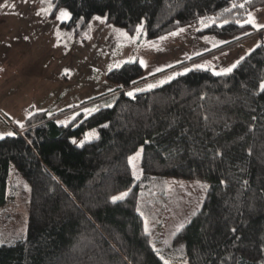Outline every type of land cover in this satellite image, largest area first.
I'll return each instance as SVG.
<instances>
[{
    "label": "trees",
    "instance_id": "trees-1",
    "mask_svg": "<svg viewBox=\"0 0 264 264\" xmlns=\"http://www.w3.org/2000/svg\"><path fill=\"white\" fill-rule=\"evenodd\" d=\"M51 2L53 12L69 13L61 25L76 34L95 16L145 40L193 25L198 35L227 37L229 47L264 31L247 22L264 0ZM106 79L113 89L89 101L94 109H72L66 124L38 111L0 138V207L13 164L50 218L0 244V264H264V45L223 74L191 68L147 89L136 60L111 68ZM139 150L136 180L130 158ZM163 178L200 179L208 190L158 253L140 195Z\"/></svg>",
    "mask_w": 264,
    "mask_h": 264
},
{
    "label": "rangeland",
    "instance_id": "rangeland-1",
    "mask_svg": "<svg viewBox=\"0 0 264 264\" xmlns=\"http://www.w3.org/2000/svg\"><path fill=\"white\" fill-rule=\"evenodd\" d=\"M52 9L51 0H0V138L38 111L60 114L56 122L66 124L76 115L72 109L82 104L83 111L94 109L97 103L89 101L113 89L106 74L122 62L141 64L149 77L144 87L148 89L191 68L227 73L225 69L264 45V31L227 47V37L198 35L193 25L145 40L142 32L129 34L102 16L93 17L88 28L76 34L61 25L69 16ZM247 22L264 29V7L251 12ZM179 64L183 66L177 68ZM92 136L87 133L86 139ZM141 157L139 150L130 158L136 180L141 176ZM207 190L206 181L179 178L158 179L142 190L144 230L158 253L171 246L176 232L201 209ZM7 192L8 201L0 207V244L23 239L31 221L50 219L13 164Z\"/></svg>",
    "mask_w": 264,
    "mask_h": 264
},
{
    "label": "snow or ice",
    "instance_id": "snow-or-ice-1",
    "mask_svg": "<svg viewBox=\"0 0 264 264\" xmlns=\"http://www.w3.org/2000/svg\"><path fill=\"white\" fill-rule=\"evenodd\" d=\"M60 15H61L62 17H64V18H67V17L69 16V13H68L67 11H65V10H61ZM96 19H100V17H96ZM232 67H235V65H233ZM224 71H225V72H231V71H232V68L225 69ZM260 90H261V91H264V83H262V84L260 85ZM128 94H129V95H132V93H128ZM9 135H11V133H9ZM130 162H131V161H130ZM125 195H126V194H125ZM123 198H124V196L114 197L113 200L115 201V200L123 199Z\"/></svg>",
    "mask_w": 264,
    "mask_h": 264
},
{
    "label": "crops",
    "instance_id": "crops-1",
    "mask_svg": "<svg viewBox=\"0 0 264 264\" xmlns=\"http://www.w3.org/2000/svg\"><path fill=\"white\" fill-rule=\"evenodd\" d=\"M132 159V158H131Z\"/></svg>",
    "mask_w": 264,
    "mask_h": 264
}]
</instances>
